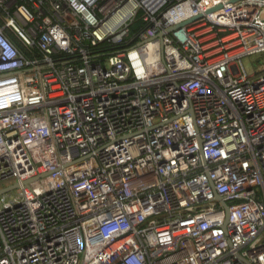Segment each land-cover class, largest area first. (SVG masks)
Masks as SVG:
<instances>
[{"label": "built area", "instance_id": "built-area-1", "mask_svg": "<svg viewBox=\"0 0 264 264\" xmlns=\"http://www.w3.org/2000/svg\"><path fill=\"white\" fill-rule=\"evenodd\" d=\"M228 1L0 0V264H264V0Z\"/></svg>", "mask_w": 264, "mask_h": 264}, {"label": "rangeland", "instance_id": "rangeland-1", "mask_svg": "<svg viewBox=\"0 0 264 264\" xmlns=\"http://www.w3.org/2000/svg\"><path fill=\"white\" fill-rule=\"evenodd\" d=\"M242 62L247 73L251 74L264 68V54L246 57ZM5 185L6 183H3L0 185V187Z\"/></svg>", "mask_w": 264, "mask_h": 264}, {"label": "water", "instance_id": "water-1", "mask_svg": "<svg viewBox=\"0 0 264 264\" xmlns=\"http://www.w3.org/2000/svg\"><path fill=\"white\" fill-rule=\"evenodd\" d=\"M229 1H232V2H237V1H239V0H229ZM228 1V2H229ZM172 29H174V28H171L170 30H172ZM27 183V181L24 183V184H26ZM18 187V184H13V185H10V186H7V187H5V188H2V189H0V194H3V193H6V192H9V191H11V190H14L15 188H17ZM223 205H224V207L227 209V204L226 203H223Z\"/></svg>", "mask_w": 264, "mask_h": 264}, {"label": "trees", "instance_id": "trees-1", "mask_svg": "<svg viewBox=\"0 0 264 264\" xmlns=\"http://www.w3.org/2000/svg\"><path fill=\"white\" fill-rule=\"evenodd\" d=\"M138 25H140V22H138V23L135 25V27H134V28H136Z\"/></svg>", "mask_w": 264, "mask_h": 264}]
</instances>
